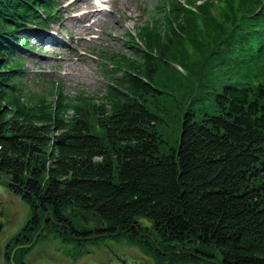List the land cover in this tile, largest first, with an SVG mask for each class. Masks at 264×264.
<instances>
[{
	"label": "trees",
	"instance_id": "trees-1",
	"mask_svg": "<svg viewBox=\"0 0 264 264\" xmlns=\"http://www.w3.org/2000/svg\"><path fill=\"white\" fill-rule=\"evenodd\" d=\"M158 7L103 52L105 94L70 97L22 55L56 0H0V177L170 264H264V0Z\"/></svg>",
	"mask_w": 264,
	"mask_h": 264
},
{
	"label": "rangeland",
	"instance_id": "rangeland-1",
	"mask_svg": "<svg viewBox=\"0 0 264 264\" xmlns=\"http://www.w3.org/2000/svg\"><path fill=\"white\" fill-rule=\"evenodd\" d=\"M57 1L60 3L59 13L54 21L47 23L43 31L34 30L28 36L30 44L40 48L35 52H23L25 66L29 70L28 76H35L37 72H48L51 78L62 80L63 89L70 97L82 91L91 96L101 97L105 94V87L110 82L113 68L106 59H101L99 55L107 51L133 57L135 55L133 48L124 43L123 36L133 32L136 25L148 22L155 12L159 11L158 2L161 0L107 1L99 6L95 15L90 13L88 16L81 15L77 19L73 16H79L82 9L90 8L91 0ZM81 18L85 20L82 21ZM117 75L118 73L115 76ZM163 100L161 106L170 109L173 113V117H167L170 123L167 125L169 129L175 123L171 118H174L175 112L181 109L178 108V102L173 106L168 98ZM71 213L77 214L85 225H99L90 216L83 215L73 207H71ZM147 223L146 220L143 221L144 225ZM111 235L118 236L120 232ZM114 239L106 242L111 247L120 249V255L128 253L129 257L137 260V264H170L171 259H157L150 248L142 247L126 236ZM90 256L94 255H87V262L90 259L98 260L97 258L105 261L107 252L102 249L98 257ZM176 264L205 263L185 260V262Z\"/></svg>",
	"mask_w": 264,
	"mask_h": 264
},
{
	"label": "flooded vegetation",
	"instance_id": "flooded-vegetation-1",
	"mask_svg": "<svg viewBox=\"0 0 264 264\" xmlns=\"http://www.w3.org/2000/svg\"><path fill=\"white\" fill-rule=\"evenodd\" d=\"M40 205L26 203L0 179V264H137L106 242L114 239L106 227L83 224L71 207ZM102 249L105 261L87 262V255L98 257Z\"/></svg>",
	"mask_w": 264,
	"mask_h": 264
},
{
	"label": "bare ground",
	"instance_id": "bare-ground-1",
	"mask_svg": "<svg viewBox=\"0 0 264 264\" xmlns=\"http://www.w3.org/2000/svg\"><path fill=\"white\" fill-rule=\"evenodd\" d=\"M100 4H101V2H100ZM90 6H91V8L90 9H88V10H84V11H82L81 12V15L82 16H88L90 13H95L96 11H98L97 10V5H95L94 3L92 4V2H90ZM93 6V7H92ZM81 15H79V16H73L74 18H79ZM87 28V27H86ZM109 36H111V34L109 35Z\"/></svg>",
	"mask_w": 264,
	"mask_h": 264
}]
</instances>
